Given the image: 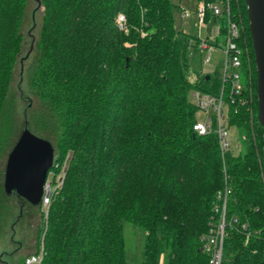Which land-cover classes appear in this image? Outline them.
Returning a JSON list of instances; mask_svg holds the SVG:
<instances>
[{
    "label": "trees",
    "instance_id": "obj_1",
    "mask_svg": "<svg viewBox=\"0 0 264 264\" xmlns=\"http://www.w3.org/2000/svg\"><path fill=\"white\" fill-rule=\"evenodd\" d=\"M29 2L0 0V129L15 126L12 82L30 56L29 126L53 142L55 162L71 153L48 207L42 264H127V222L142 231L138 264H209L203 238L226 184L224 165L231 193L223 261L264 264L263 127L246 1L232 12L251 53L253 100L232 107L231 126L246 147L224 159L217 135L194 129L191 99L193 88L217 92L222 80L192 78L172 0H38L37 34ZM29 18L33 39L21 57ZM23 125L14 138L0 130V153Z\"/></svg>",
    "mask_w": 264,
    "mask_h": 264
},
{
    "label": "rangeland",
    "instance_id": "obj_2",
    "mask_svg": "<svg viewBox=\"0 0 264 264\" xmlns=\"http://www.w3.org/2000/svg\"><path fill=\"white\" fill-rule=\"evenodd\" d=\"M174 6V20L178 29L183 30L187 34L188 47L186 51V58L192 70V78H196L198 73L202 77L205 74L211 73L213 79L222 77L225 65L224 52V33L219 36V45L213 50L210 61L205 59L208 55L206 50H203L196 44L195 37L206 38L214 40L216 30L223 24V20L218 18L212 12H207L206 17L201 20L198 14L199 0H172ZM38 5V0H30L29 2V17L35 12L34 19L35 28L34 34L38 33V27L41 21V9H34ZM188 12V15H185ZM235 13L237 11H234ZM239 18V16H238ZM30 19V18H29ZM244 23H246L245 17ZM33 24L32 20H28L24 26V48L21 57L27 54V51L32 43V35L30 34V26ZM195 43V44H194ZM30 56L25 60L23 66L21 61L16 66L14 80L12 82V89L15 95V114L13 128L3 129L10 133L11 138L16 136L18 127L22 125L24 120V108L28 99L23 95H28L29 90V73L27 71V64L30 61ZM240 79L245 88L250 86V72L246 65L239 69ZM253 74H255L253 72ZM22 75V76H21ZM199 118L203 117V112L198 110ZM3 120V119H2ZM8 121V119H7ZM2 122V126L8 122ZM6 133V135H7ZM9 136V135H8ZM229 137L232 149L238 151L246 147V139L241 130L232 125L229 129ZM10 138V137H9ZM9 141V140H8ZM9 143V142H8ZM6 145V149L8 146ZM10 144V143H9ZM8 152L2 151L0 153V183L4 179V169ZM58 161V163H61ZM62 167L56 166L57 173ZM46 215L42 205L33 204L25 199L20 198L15 193H8L5 191L3 185L0 190V264H22L23 258L30 254L39 251L42 231L45 227ZM126 233V250H127V264H138L141 259L143 247L142 231L131 222L125 224ZM164 259L162 261V264Z\"/></svg>",
    "mask_w": 264,
    "mask_h": 264
},
{
    "label": "built area",
    "instance_id": "obj_3",
    "mask_svg": "<svg viewBox=\"0 0 264 264\" xmlns=\"http://www.w3.org/2000/svg\"><path fill=\"white\" fill-rule=\"evenodd\" d=\"M237 0H199L198 14L203 20L207 12H212L216 20L221 18L223 24L216 30L214 40L198 37L197 44L208 52L205 59L210 61L211 54L219 45V36L224 33L225 65L221 77V85L217 92L208 91L202 87H195L191 91V99L198 110L203 112V117L194 123V129L201 134L215 133L221 155L224 159L226 153L232 150L229 129L231 127L232 107L237 103H250L253 100V65L251 53L242 36V19L233 15L232 7ZM188 15V12H185ZM118 22L120 27H125L126 16L119 14ZM243 65L248 67L250 72V86L245 88L240 79L239 68ZM71 153L61 162H55V167L50 168L45 182L43 199L41 202L45 215L48 214V207L55 187L63 183L66 167L69 164ZM56 166L62 167L57 173ZM225 186L217 192V200L214 204V213L211 221L210 231L203 238L204 250L209 254V264H225L223 261L224 239L226 234V211L228 197L231 187L228 182V173L224 165ZM44 245L41 243L37 252L30 253L24 257L23 264H42Z\"/></svg>",
    "mask_w": 264,
    "mask_h": 264
},
{
    "label": "water",
    "instance_id": "obj_4",
    "mask_svg": "<svg viewBox=\"0 0 264 264\" xmlns=\"http://www.w3.org/2000/svg\"><path fill=\"white\" fill-rule=\"evenodd\" d=\"M245 1L257 69L258 120L263 127L264 167V0ZM209 77L207 74L206 78ZM24 113V125L7 155L3 185L6 192L40 205L48 172L55 163V147L49 138L29 126L26 110Z\"/></svg>",
    "mask_w": 264,
    "mask_h": 264
},
{
    "label": "crops",
    "instance_id": "obj_5",
    "mask_svg": "<svg viewBox=\"0 0 264 264\" xmlns=\"http://www.w3.org/2000/svg\"><path fill=\"white\" fill-rule=\"evenodd\" d=\"M23 261H24V258H23ZM23 261H22V264H23Z\"/></svg>",
    "mask_w": 264,
    "mask_h": 264
}]
</instances>
